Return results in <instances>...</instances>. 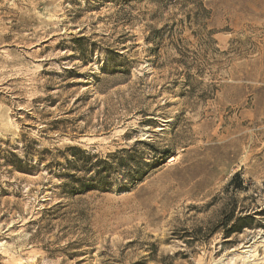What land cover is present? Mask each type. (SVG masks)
Listing matches in <instances>:
<instances>
[{
    "label": "rangeland",
    "instance_id": "rangeland-1",
    "mask_svg": "<svg viewBox=\"0 0 264 264\" xmlns=\"http://www.w3.org/2000/svg\"><path fill=\"white\" fill-rule=\"evenodd\" d=\"M136 141L141 182L64 193ZM0 264H264V0H0Z\"/></svg>",
    "mask_w": 264,
    "mask_h": 264
},
{
    "label": "trees",
    "instance_id": "trees-1",
    "mask_svg": "<svg viewBox=\"0 0 264 264\" xmlns=\"http://www.w3.org/2000/svg\"><path fill=\"white\" fill-rule=\"evenodd\" d=\"M205 9V8H204ZM183 63V61H180ZM188 69L196 68L199 65L194 61L183 63ZM198 70V68L196 69ZM192 78V74H188ZM140 144H146L145 141H136L132 148L118 149L107 155V158H100L98 154H93L88 150L78 146L67 147L65 159L67 161L68 172L64 173L61 187L66 194H85L89 191H107L114 184L117 175L123 177V183L128 185H136L142 181L143 171L141 156L135 152ZM162 158L170 156V150L163 151ZM11 161H7L8 165L26 171L27 160L31 153L24 150L23 158L16 152H11ZM137 155V156H136ZM145 162V161H143ZM236 190L245 189L243 179L240 172H236L230 181Z\"/></svg>",
    "mask_w": 264,
    "mask_h": 264
},
{
    "label": "bare ground",
    "instance_id": "bare-ground-1",
    "mask_svg": "<svg viewBox=\"0 0 264 264\" xmlns=\"http://www.w3.org/2000/svg\"><path fill=\"white\" fill-rule=\"evenodd\" d=\"M249 250H247L246 252H248ZM245 252V255H244V257H243V259H244V261H251V260H254V259H252L251 257L254 255V254H249L248 255V253H246ZM242 256V255H241ZM255 256V255H254Z\"/></svg>",
    "mask_w": 264,
    "mask_h": 264
}]
</instances>
